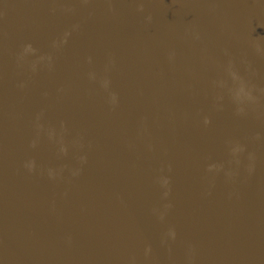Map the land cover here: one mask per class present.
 <instances>
[{
	"label": "water",
	"instance_id": "obj_1",
	"mask_svg": "<svg viewBox=\"0 0 264 264\" xmlns=\"http://www.w3.org/2000/svg\"><path fill=\"white\" fill-rule=\"evenodd\" d=\"M0 264H264V0H0Z\"/></svg>",
	"mask_w": 264,
	"mask_h": 264
}]
</instances>
